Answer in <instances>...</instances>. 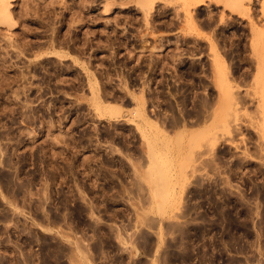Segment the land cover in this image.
<instances>
[{
  "label": "rangeland",
  "instance_id": "374dc122",
  "mask_svg": "<svg viewBox=\"0 0 264 264\" xmlns=\"http://www.w3.org/2000/svg\"><path fill=\"white\" fill-rule=\"evenodd\" d=\"M138 1L15 0L0 25V264H264V0L193 27ZM140 91L166 137L130 122Z\"/></svg>",
  "mask_w": 264,
  "mask_h": 264
},
{
  "label": "bare ground",
  "instance_id": "6f19581e",
  "mask_svg": "<svg viewBox=\"0 0 264 264\" xmlns=\"http://www.w3.org/2000/svg\"><path fill=\"white\" fill-rule=\"evenodd\" d=\"M14 1L15 0H0V25L9 24V28H11V29L14 28L15 25H16L15 16H14V13H13V11L11 9L12 8V3ZM210 1L211 0H187V5L185 7V19H184L185 24L186 25H191L192 27L195 26L196 23H197V15H198L195 12H197L199 7L205 6L208 3L214 2V0L212 2H210ZM232 1L236 4V8H238L240 10H244V9H246L247 2H249L250 0H232ZM155 2H156V0H139L136 5H137V8H139L146 15V17H148L149 13L153 9V6H154ZM221 2H222L221 0H220V2L217 0V2H214V3H215V5H217L218 3L220 4ZM108 10L106 9V11H108ZM194 10H195V12H194ZM146 20L148 21V19H146ZM10 41H12V40H10ZM211 45H213V44H211ZM14 46H15V44H14ZM15 47H17V46H15ZM211 48L213 50V49L216 48V46L214 47V45H213V47H211ZM53 53H54V55L58 54V53H55V52H53ZM17 55H20V54H17ZM213 62H214L215 72L218 75H220L221 72H224V71L226 72V70L229 68L228 62L225 60L224 56L222 54H220L217 50L214 51ZM186 72H188V71H186ZM145 83H147V82H145ZM92 84H94V86L96 87V89H94L95 88L94 86L92 88V91L95 92V93H92L93 94L92 96L95 97V98L96 97L98 98L99 97V91H98L99 89L97 88L98 84H97L95 79H93V83ZM138 93L139 94H138L137 97H132L131 98V100L135 102V106L130 110V114L132 116V120L130 122L133 123L134 125H136L139 128L138 121H142V123H144L148 127L147 130L149 131V133H148L149 135H144V134L141 135V137L144 138V139L148 138L149 141H150V139L152 141V139L156 138L158 135L161 136V134H162V136L164 135L166 137L167 133H165V132H166L167 129L165 128V125L163 124L165 121L164 122L162 121L163 123L161 122L162 119L161 120L160 119H156L155 121H151L147 117L146 108H145V101H144V98H143V92L140 91ZM167 106H169V105H167ZM234 106H237V104H235ZM234 110H237V107ZM235 114H236V112H235ZM156 115L158 116V118L161 117V114H159V113H156ZM163 115H165V114H163ZM197 115H199V114H197ZM203 115H204V113H203ZM203 115L201 114L199 116H203ZM172 119H174V118H172ZM164 120H165V118H164ZM170 122H172V123H170ZM169 123H170V125H169ZM169 123H168V125L170 127H172V128H174V127H184L185 126V124H183V120H180V118H178V119L175 118L172 121L169 120ZM117 152H119V150H117ZM146 154H147L148 157H150L149 151H147Z\"/></svg>",
  "mask_w": 264,
  "mask_h": 264
}]
</instances>
